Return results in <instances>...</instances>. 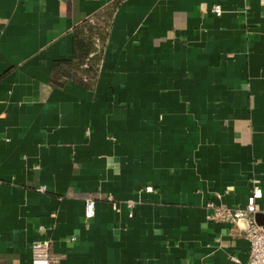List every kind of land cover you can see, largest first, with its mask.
I'll list each match as a JSON object with an SVG mask.
<instances>
[{
  "label": "crops",
  "instance_id": "0c3cea01",
  "mask_svg": "<svg viewBox=\"0 0 264 264\" xmlns=\"http://www.w3.org/2000/svg\"><path fill=\"white\" fill-rule=\"evenodd\" d=\"M105 12L96 77L69 78ZM254 185L264 214L261 0H0V264L39 239L52 264H247L206 207Z\"/></svg>",
  "mask_w": 264,
  "mask_h": 264
},
{
  "label": "built area",
  "instance_id": "2783aa9c",
  "mask_svg": "<svg viewBox=\"0 0 264 264\" xmlns=\"http://www.w3.org/2000/svg\"><path fill=\"white\" fill-rule=\"evenodd\" d=\"M264 3V0H261ZM218 15L221 8L218 5L212 7ZM150 190V188H147ZM251 202L245 208L229 207L224 204H207L209 213L207 220L223 221L234 226L249 242V260L247 264H264V225H259L255 220L258 208L255 200L261 197L260 188L254 185L251 193ZM85 215L91 219L95 215L94 201H86ZM32 264H52L51 245L48 239L35 240L31 247Z\"/></svg>",
  "mask_w": 264,
  "mask_h": 264
},
{
  "label": "trees",
  "instance_id": "16d2710c",
  "mask_svg": "<svg viewBox=\"0 0 264 264\" xmlns=\"http://www.w3.org/2000/svg\"><path fill=\"white\" fill-rule=\"evenodd\" d=\"M110 20L111 13L105 12L100 15L99 20L95 22L93 20L86 21L83 28L76 29L74 32L75 58L61 63L71 69L72 72H70L69 78L84 83L83 79L96 77L98 69L93 66V62H97L99 57L96 55V57L89 58V54L94 48L96 40L104 45L108 36Z\"/></svg>",
  "mask_w": 264,
  "mask_h": 264
},
{
  "label": "water",
  "instance_id": "95a60500",
  "mask_svg": "<svg viewBox=\"0 0 264 264\" xmlns=\"http://www.w3.org/2000/svg\"><path fill=\"white\" fill-rule=\"evenodd\" d=\"M255 220L259 225H264V214L262 213H257L255 215Z\"/></svg>",
  "mask_w": 264,
  "mask_h": 264
}]
</instances>
